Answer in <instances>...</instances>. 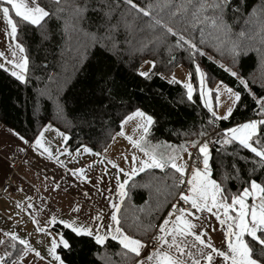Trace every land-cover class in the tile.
Here are the masks:
<instances>
[{"label": "snow or ice", "instance_id": "obj_1", "mask_svg": "<svg viewBox=\"0 0 264 264\" xmlns=\"http://www.w3.org/2000/svg\"><path fill=\"white\" fill-rule=\"evenodd\" d=\"M54 11L46 10L39 0H0V20L5 25V34L9 38L10 44L8 54L0 51V69L4 70L11 77L21 84L30 83V60L25 46L19 41L18 35L22 26H31L41 32L43 36L44 26L48 20L55 17L62 21L63 34L71 45L73 38L82 37L87 43L83 47L107 40L111 42L113 48H118L119 41L117 33L121 26L126 32L125 44H130L137 32H144V27H137L136 20L147 18L146 29L150 33H157L151 39L141 42L138 50L148 48V46L167 44L169 39L174 43L169 51L184 50L189 52L190 57L197 55L204 56L206 53L195 42V33H199V43L206 42L207 37H212L219 50L231 56L233 62L242 53L256 51L264 52V7L248 13L243 19V26L236 31V24L229 23V18L235 20L241 14L239 4L233 5L232 0H149L145 6L141 7L135 0H51ZM119 19L116 24L111 21L117 15ZM90 13H99L101 23L97 25V31L89 29L94 23ZM231 13V17H229ZM132 16L129 20L128 17ZM87 25V27L85 26ZM103 28V34H99V29ZM79 40L76 46L70 47L69 51H79L81 48ZM211 59V57H209ZM175 57L169 61L172 63ZM154 69L156 62L146 61ZM232 77H235L243 89L248 92L255 102L256 117L249 118L244 122L237 123L231 127L215 130L219 121H228L232 116L236 104L241 102V92L233 91L232 88L223 85L221 81L215 87L216 100H219L221 92L227 93L232 100V106L228 107L224 115H219L214 110L212 101L213 89L207 87L206 73L198 64L195 71L198 74L199 98L203 102V107L210 114L208 125L214 131L209 133L201 130L198 138L187 144L179 145L170 151H159L156 148L142 146L149 127L154 123V118L146 115L143 111L137 110L134 115L144 120L141 125V140L137 141L128 137L135 148L143 153L141 159H137L136 154L132 155L131 168L126 171L117 164L108 161L113 169H116V197L111 195L113 189L106 187L97 188L98 192L109 193L105 199L111 209L107 223L103 220V213H98L89 218L88 224H77L76 221L58 220L56 215H50L44 220V226H40V220L36 218V213L43 212L44 209L32 201V197L27 199V212L33 217V224L38 233H44L50 238V246L47 247V257H50L48 264L55 261L56 264H65V261L58 254V248L70 250V243L62 233H58L59 240L52 236L49 227L57 224L69 229L76 236H86L93 238L96 245L105 246L110 240L116 242L121 251L123 264L132 261L133 264H264V182L258 178L250 176L244 181L241 189L236 193L229 192L221 181L212 178V146L216 147L218 154L231 146L240 147L247 150L252 159V172L258 170L264 172V95L257 97L251 92L248 81L230 68L220 65ZM141 77L147 78L149 72L140 71ZM52 80V77H49ZM191 73L189 74V81ZM177 82L173 77L169 83ZM186 90V97L189 102H193L196 89L193 83H183ZM132 119V116L125 118V121ZM121 122V128L123 123ZM51 127L48 125L30 143L24 137L18 138L41 156H46L49 160H55L60 167L67 166L59 159L60 156H68L76 159L81 152L99 156L87 145L80 144L74 151L67 146L70 136L63 132L59 135L64 141L62 148L57 149L58 155H54L52 148L45 140V131ZM105 130H102V134ZM123 135V131L119 133ZM213 136L215 137L213 139ZM191 149H195V153ZM24 149H21L23 151ZM106 150V149H105ZM188 159H184V154ZM128 162L127 157L124 158ZM104 163L103 160L99 161ZM93 165L87 168L78 167L69 169L71 176L81 183H93L88 173ZM234 173H239L235 164L231 165ZM171 170L174 174L170 178L169 195L175 192L174 200L167 215L162 219L158 227L149 223L145 232H152L147 239L136 238L129 235L122 226V206L129 195L130 182H135V177L149 170L165 171ZM107 175V169L101 175ZM124 179L121 180L120 176ZM230 178H239L236 175ZM55 183V178H53ZM95 187V184H93ZM59 188V184H56ZM85 196L88 193L84 194ZM251 201V203H249ZM18 207H22L18 205ZM76 212L80 208L75 209ZM207 213L208 216L203 214ZM214 218L223 233L222 247H216L209 235L208 228H211L209 219ZM139 219V218H137ZM208 225V227H205ZM212 228V231H215ZM7 238V248L3 255H0V264H31L26 261V257L33 256L38 261H45L46 257L41 255L30 243L28 238H21L17 233L4 232ZM6 241L0 239V245ZM19 245V247H17ZM151 247V251H145Z\"/></svg>", "mask_w": 264, "mask_h": 264}, {"label": "trees", "instance_id": "obj_2", "mask_svg": "<svg viewBox=\"0 0 264 264\" xmlns=\"http://www.w3.org/2000/svg\"><path fill=\"white\" fill-rule=\"evenodd\" d=\"M135 2L143 7L149 0ZM232 2L241 8V14L235 20L229 18V23L237 25L236 31L243 26L242 17L264 7V0ZM39 3L50 12L55 10L51 0H39ZM90 16L94 23L89 30L96 32L97 25L102 22L100 14L90 13ZM118 19L119 10L111 23L116 24ZM128 19L131 20L132 16ZM146 21L147 18L136 20V26L144 27L145 31L130 38V44L124 43L126 32L121 26L117 33L118 48H113L107 40L85 48L83 45L87 42L82 37H74L70 45L63 34L62 21L55 17L45 24L43 36L31 26H22L18 39L29 56L30 83L21 84L0 69V122L29 141L43 125L51 124L71 137L68 140L71 149L84 144L100 152L120 131L121 122L134 111L141 110L154 118L146 136L147 144L167 143L175 147L187 144L197 139L202 129L209 133L214 129L207 123L210 114L199 96L195 95L193 102H189L183 86L177 82L169 83L164 77L179 64L192 72L198 64L205 70L208 80L222 81L234 91L241 92V102L233 109L232 116L228 121L217 122L215 130L256 117L257 106L252 97L220 65L246 79L251 92L260 97L264 95V52L242 53L233 62L230 55L219 50L212 37L200 44L198 32L195 33V42L206 53L204 56L192 58L184 50L170 52L174 43L172 39L167 44H150L148 48L138 50L142 41L160 34L159 31L150 33ZM103 32L104 29L100 28L99 34ZM77 40L82 45L79 51H69L70 47L76 46ZM173 56L175 61L170 63ZM147 60H154L156 66L147 78H142L138 68ZM50 76L52 80H49ZM102 130H105L104 134ZM212 157V178L221 181L231 193L238 192L250 176L264 182V172H252L249 162L252 155L247 150L229 146L218 154L213 149ZM232 164L239 173L233 172ZM173 174L168 169L163 172L149 170L135 177L134 183L130 182L129 195L121 213L122 226L129 235L147 240L151 233L145 232L147 225L161 222L175 197V192L169 195L168 187ZM232 175L239 178H230ZM53 231L62 233L71 245L70 250L58 248L67 264H123L119 255L121 249L116 242L109 240L105 246H99L93 238L76 236L60 224L53 227Z\"/></svg>", "mask_w": 264, "mask_h": 264}, {"label": "crops", "instance_id": "obj_3", "mask_svg": "<svg viewBox=\"0 0 264 264\" xmlns=\"http://www.w3.org/2000/svg\"><path fill=\"white\" fill-rule=\"evenodd\" d=\"M9 44V38L5 34V25L0 20V51H5L8 54ZM0 62H3V60L0 59ZM135 112L128 116L133 117ZM127 121H130V119L126 120L120 131L112 136L113 139L106 147V150L98 152L100 153L99 156L83 152L76 159L60 156L59 159L67 166L66 168L60 167L55 160H49L46 156L39 155L18 138L17 132L0 122V193L1 188L8 182L19 184L23 188L20 193L11 192L7 196L0 194V239L6 241L5 244L0 245V255H3L5 252L7 244V238L3 236V233L13 232L17 233L21 238H28L33 247L46 257V260L41 262L33 256H28L25 258L26 261H30L31 264H48V260H50V257H47L46 253L47 247L50 246V238L44 233L37 232L36 226L33 224V217L29 216L27 212L26 206L30 202L27 199L28 197H32L31 202L44 209L43 212L36 213V218L40 220L41 227L44 226V220L50 215H56L58 220L88 224L90 217L103 213L104 222H108L111 209L105 197L109 193L97 191V188L104 189L110 187L113 189L111 193L113 198L117 195L115 183L116 169H113L111 164L107 162L111 161L128 171L132 166L131 159L134 153L138 160L143 157V153L138 148H135L128 139V137H132L140 141L143 135L142 128L136 123ZM48 125L51 124L43 125L39 133ZM57 129L59 132L67 135L65 131L54 125H51L45 131V140L52 148L54 155H58L57 149L62 148L64 145V141ZM121 131H123V135L119 134ZM18 135L21 136L20 134ZM32 141L29 142L31 143ZM141 143L142 146L156 148L159 151H170L172 148H175L174 145L167 143L147 144L146 138ZM67 146L71 149L68 141ZM21 149L24 150L21 151ZM75 155V151L73 150V156ZM125 157H127L128 162H125ZM13 159L21 161L20 166L16 167L13 164ZM101 160L104 163H100L99 161ZM89 165H93L88 173L93 183H81L68 172L69 169L78 167L87 168ZM105 169H107V175L103 176V180H101V175ZM53 178H55V183L53 182ZM120 179H124L123 175L120 176ZM56 184H59V188H56ZM93 184H95V187H93ZM85 193H88V195L85 196ZM18 205L22 207H18ZM77 207L80 208L79 212L75 211ZM165 214L167 215V213ZM203 215L208 216L207 213ZM209 223L211 224V228H208V232L212 242L216 247L221 248L223 233L220 226L214 218H210ZM60 225L63 226V224ZM205 227H208V225H205ZM212 228L216 230L212 231ZM48 230L51 231L52 236H55L59 240L58 233L53 231V227H49ZM17 246L19 247V245ZM145 251H151V249L148 248ZM52 264H56V262L52 261ZM65 264L67 263L65 262Z\"/></svg>", "mask_w": 264, "mask_h": 264}, {"label": "rangeland", "instance_id": "obj_4", "mask_svg": "<svg viewBox=\"0 0 264 264\" xmlns=\"http://www.w3.org/2000/svg\"><path fill=\"white\" fill-rule=\"evenodd\" d=\"M147 61H151V60H147ZM201 68V67H200ZM153 70V68L151 67V65L149 63L143 62L140 64L139 68H138V73L140 71H145V72H150ZM201 70L205 72L204 69L201 68ZM195 71V70H194ZM191 73V80L189 81V74ZM168 81L172 80L173 77L175 78V80L177 81V83H179L180 85L183 86V83L186 82H191L194 85V88L196 89V91L194 92V96L198 95L199 92V86H198V74L195 72L190 71L188 68L184 67L182 64L177 65L176 67L173 68V70L170 71L169 74H167L166 76H164ZM143 78V77H142ZM206 78H207V87L213 89V93H212V101H213V105H214V110H216L218 112L219 115H224L227 108L232 106V100L229 99L228 95L226 92L222 91L221 95L219 97V100H216V94H215V87L217 84H219V81L213 80L210 81L208 80V76L206 74ZM223 85H225L223 83ZM227 86V85H226ZM228 87V86H227ZM185 90V89H184ZM234 91V90H233ZM185 94H186V90H185ZM193 96V97H194ZM199 96V95H198ZM237 105V104H236ZM236 107V106H235ZM234 107V108H235ZM141 111V110H140ZM145 113V112H144ZM146 114V113H145ZM148 115V114H146ZM133 120V121H132ZM127 122H132V123H136L138 126L143 125L145 122L142 118L137 117L135 115H133L132 119H130V121ZM126 124V123H125ZM129 124V123H128ZM152 126V125H151ZM151 126L149 127V130L151 128ZM165 144V143H164ZM172 145V144H171ZM184 159L187 160V154H184ZM249 203H251L249 201Z\"/></svg>", "mask_w": 264, "mask_h": 264}, {"label": "built area", "instance_id": "obj_5", "mask_svg": "<svg viewBox=\"0 0 264 264\" xmlns=\"http://www.w3.org/2000/svg\"><path fill=\"white\" fill-rule=\"evenodd\" d=\"M210 147H212L213 149H216V146H212L210 145ZM193 151V153H195V149H191ZM13 164L17 167L20 166L21 161L17 160V159H13ZM23 188L21 185L19 184H13L11 182H8L7 184H5L2 188H1V195L2 196H7L9 195V193L14 192V193H20L22 192ZM171 207V206H170ZM160 223L155 224L156 227L159 226ZM152 235V232L150 233V235L148 236V238ZM151 249V247L149 248ZM152 250V249H151Z\"/></svg>", "mask_w": 264, "mask_h": 264}]
</instances>
